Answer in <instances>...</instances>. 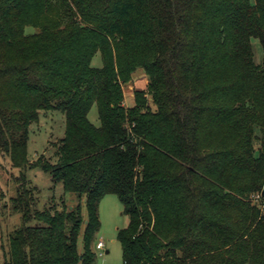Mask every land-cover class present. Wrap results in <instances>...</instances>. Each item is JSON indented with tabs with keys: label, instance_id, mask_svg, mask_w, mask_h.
<instances>
[{
	"label": "trees",
	"instance_id": "trees-1",
	"mask_svg": "<svg viewBox=\"0 0 264 264\" xmlns=\"http://www.w3.org/2000/svg\"><path fill=\"white\" fill-rule=\"evenodd\" d=\"M138 69L147 88L124 107ZM46 111L64 136L54 164H30ZM0 159L23 172L1 264H96L109 195L128 218L123 264H264V0H0ZM35 167L63 189L43 211Z\"/></svg>",
	"mask_w": 264,
	"mask_h": 264
},
{
	"label": "rangeland",
	"instance_id": "rangeland-1",
	"mask_svg": "<svg viewBox=\"0 0 264 264\" xmlns=\"http://www.w3.org/2000/svg\"><path fill=\"white\" fill-rule=\"evenodd\" d=\"M39 32V30H36ZM33 32L29 29L28 33ZM252 51L255 63H260L262 50L258 40H251ZM92 65L101 66L100 55L96 54L92 60ZM147 78L143 70L138 69L132 76V81L123 85V105L129 107L133 103V94L135 91H145L147 88ZM88 118L94 126L99 125L97 109L95 106L89 112ZM65 132V117L59 111L40 112L39 121L29 128L27 141V158L29 163H35L40 157L56 162L54 156L57 145ZM255 135H258L255 132ZM254 146L257 148L259 141L254 140ZM8 159V158H7ZM7 159H0V264L7 257L8 240L14 230L20 228L23 224L19 212L14 211L11 205V199L17 196L16 189L21 183L19 177L23 172L13 169ZM26 188L34 190L35 202L33 209L43 211L48 208L52 202L59 204L63 197V189L60 184H53L50 174L43 172L40 168H28L25 171ZM72 196L66 195L65 199L70 201ZM259 197L255 196V203L259 204ZM264 201V200H263ZM262 203V202H261ZM84 204V202H83ZM123 209L114 195L106 196L101 200L98 206V217L100 229L94 239L92 250L96 254V264H123L121 246L117 240L118 230L124 229L128 225V218L124 216ZM83 215L85 211L83 210ZM37 223L31 221L28 226H35ZM103 241L105 248L96 250L95 245L98 241ZM78 250H82V238H79ZM6 256V257H5Z\"/></svg>",
	"mask_w": 264,
	"mask_h": 264
},
{
	"label": "built area",
	"instance_id": "built-area-1",
	"mask_svg": "<svg viewBox=\"0 0 264 264\" xmlns=\"http://www.w3.org/2000/svg\"><path fill=\"white\" fill-rule=\"evenodd\" d=\"M105 248V245H104V243H103V241H98L97 243H96V245H95V249L96 250H103Z\"/></svg>",
	"mask_w": 264,
	"mask_h": 264
},
{
	"label": "water",
	"instance_id": "water-1",
	"mask_svg": "<svg viewBox=\"0 0 264 264\" xmlns=\"http://www.w3.org/2000/svg\"><path fill=\"white\" fill-rule=\"evenodd\" d=\"M261 198L264 200V188L262 189L261 193H260Z\"/></svg>",
	"mask_w": 264,
	"mask_h": 264
}]
</instances>
